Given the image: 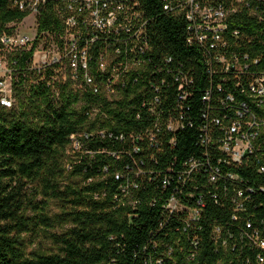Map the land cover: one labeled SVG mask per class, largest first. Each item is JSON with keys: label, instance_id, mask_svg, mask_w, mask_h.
Returning <instances> with one entry per match:
<instances>
[{"label": "built area", "instance_id": "1", "mask_svg": "<svg viewBox=\"0 0 264 264\" xmlns=\"http://www.w3.org/2000/svg\"><path fill=\"white\" fill-rule=\"evenodd\" d=\"M46 1H14L33 15L36 29L34 36L15 30L1 36L0 104L12 107L15 101V62L9 54L29 50L35 41V84L45 82L59 95L56 83H71L82 95L93 92L107 101L137 95L139 102L130 107L138 118H147L143 133L131 136L133 151L154 152L148 159L134 158L127 173L116 174L127 183L114 200L137 204L135 191L145 182L159 189L150 205L159 206L161 218L144 246V264H169L173 245L196 259L205 236L215 252L224 253L212 264H222L226 252L246 246L262 250L255 260L264 264V235L244 215L253 197L264 194V61L260 48L249 50L264 29L235 24L264 21V0H160L164 13L185 21L186 43L196 50L190 63L200 59L206 88L199 87L194 65L155 48L153 17L141 0H56L61 31L39 34L37 17ZM96 113L105 112L95 105L88 114ZM193 130L196 150L186 158L175 154L161 171L160 156L177 147L178 135ZM88 135L71 134L70 151L82 150ZM215 208L226 212V219L210 215ZM246 264L253 263L246 259Z\"/></svg>", "mask_w": 264, "mask_h": 264}, {"label": "trees", "instance_id": "2", "mask_svg": "<svg viewBox=\"0 0 264 264\" xmlns=\"http://www.w3.org/2000/svg\"><path fill=\"white\" fill-rule=\"evenodd\" d=\"M14 1L0 0V48L1 36L14 31L11 24L23 21L30 13L14 6ZM141 1L153 17L155 48L189 64L196 50L186 43L185 21L164 13L160 0ZM55 5L56 0H47L42 7L37 17L39 34L61 31L62 20ZM235 24L244 30L264 29V21L239 19ZM255 39L249 50L260 48L264 61V34ZM37 44L35 41L33 48L9 54L10 62H15V101L12 107L0 104V264H144V246L161 218L159 206L150 205L156 187L143 183L135 191V205L114 200L122 184L127 183L125 178L116 179V174L127 173L126 167L134 166V158L148 159L154 152L144 155L133 151L131 136L143 133L147 118H138L136 108L130 107L139 102L138 96L134 100L127 95L107 101L93 92L82 95L71 83H56L59 95L54 94L45 82L34 83L39 77L31 68ZM189 65H194L200 76L199 87L206 88L208 80L200 59ZM127 92L133 91L129 88ZM95 105L105 113L88 114ZM73 133L89 134L82 138L84 148L74 153L69 148ZM183 134L178 135L175 149L167 148L160 156L161 171L175 154L186 158L196 150L197 131ZM156 191L158 196L159 189ZM51 200L59 203L60 212H49ZM259 203L264 205V194L253 197L244 215L264 235V206L255 208ZM210 215L220 220L227 217L217 208ZM58 228L62 230L58 232ZM37 236H43L52 246L40 242L33 248ZM202 243V250L192 260L187 257L188 249L180 253L173 245V258L167 262L212 264L223 257V252H215L207 236ZM259 252L262 250L253 246L226 252L222 264H246V259L256 264Z\"/></svg>", "mask_w": 264, "mask_h": 264}, {"label": "rangeland", "instance_id": "3", "mask_svg": "<svg viewBox=\"0 0 264 264\" xmlns=\"http://www.w3.org/2000/svg\"><path fill=\"white\" fill-rule=\"evenodd\" d=\"M14 28V30L16 32L19 33H27L31 36H34L35 34V29H36V24H35V20L33 18V15L28 16L27 18H25L23 21L21 22H16V23H12L11 24ZM28 188L31 190H33V193L36 191L34 190V187H31V185L28 186ZM40 196L36 199V200H40ZM48 210L50 213H58L60 212V205L57 201H49L48 203ZM62 229L58 228L57 231H61ZM43 243L44 245H46L48 248L52 246V243L47 240L46 238H44L43 236H37V238H35V242L34 245L32 246L33 248H35L36 246L39 245V243Z\"/></svg>", "mask_w": 264, "mask_h": 264}]
</instances>
